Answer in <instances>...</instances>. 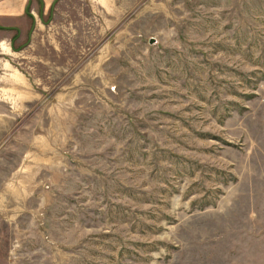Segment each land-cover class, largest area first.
<instances>
[{"label": "rangeland", "instance_id": "374dc122", "mask_svg": "<svg viewBox=\"0 0 264 264\" xmlns=\"http://www.w3.org/2000/svg\"><path fill=\"white\" fill-rule=\"evenodd\" d=\"M53 15L0 54V264H264V0Z\"/></svg>", "mask_w": 264, "mask_h": 264}, {"label": "crops", "instance_id": "0c3cea01", "mask_svg": "<svg viewBox=\"0 0 264 264\" xmlns=\"http://www.w3.org/2000/svg\"><path fill=\"white\" fill-rule=\"evenodd\" d=\"M57 1L0 0V54L9 51L8 44L15 51L16 40L22 41L27 36L30 41L37 27L45 23L49 14L51 21ZM29 45L30 43L26 46Z\"/></svg>", "mask_w": 264, "mask_h": 264}, {"label": "bare ground", "instance_id": "6f19581e", "mask_svg": "<svg viewBox=\"0 0 264 264\" xmlns=\"http://www.w3.org/2000/svg\"><path fill=\"white\" fill-rule=\"evenodd\" d=\"M4 49L6 50L7 48L4 47ZM6 51H7V50H6ZM7 53H8V52H7ZM9 53H11V52H9ZM4 68H6V69H10L11 67H10L8 64H5V65H4Z\"/></svg>", "mask_w": 264, "mask_h": 264}, {"label": "flooded vegetation", "instance_id": "af4514ba", "mask_svg": "<svg viewBox=\"0 0 264 264\" xmlns=\"http://www.w3.org/2000/svg\"><path fill=\"white\" fill-rule=\"evenodd\" d=\"M2 46V45H1Z\"/></svg>", "mask_w": 264, "mask_h": 264}]
</instances>
